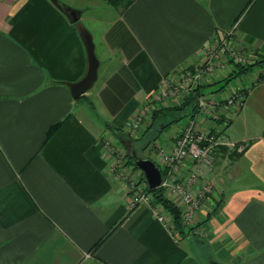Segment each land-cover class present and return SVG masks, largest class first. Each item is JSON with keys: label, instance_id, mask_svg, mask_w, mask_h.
Returning a JSON list of instances; mask_svg holds the SVG:
<instances>
[{"label": "crops", "instance_id": "obj_1", "mask_svg": "<svg viewBox=\"0 0 264 264\" xmlns=\"http://www.w3.org/2000/svg\"><path fill=\"white\" fill-rule=\"evenodd\" d=\"M65 3L77 21L59 0H0V264H264V80H241L246 101L224 131L247 149L220 147L203 177L214 184L198 218L207 220L204 239L216 251L210 261L195 253L203 244L177 238L150 204L131 206L105 142L108 125L125 130L163 80L176 82L187 66L200 65L205 49L233 28L247 61L261 58L264 0H134L102 23L99 14ZM84 29L100 66L94 85L75 99L69 83L88 70ZM229 65L207 79L204 92L231 91L207 89L234 71ZM184 125L146 149L161 168L155 150L171 146ZM192 165L185 163L182 176Z\"/></svg>", "mask_w": 264, "mask_h": 264}, {"label": "built area", "instance_id": "obj_2", "mask_svg": "<svg viewBox=\"0 0 264 264\" xmlns=\"http://www.w3.org/2000/svg\"><path fill=\"white\" fill-rule=\"evenodd\" d=\"M233 30L234 28L228 31L214 46L205 49L202 64L192 69H183L180 79L176 82L169 78L163 80L144 107L134 117L127 120L125 130L131 134L138 133L137 136H139V132L151 118L155 108L167 103L172 98L187 95L194 89L205 85L211 75L224 70L228 66L229 60L221 55L223 48L230 50L229 56L233 64H245L247 54L240 49L236 51L235 46H232L230 40H227L234 37ZM257 82L258 80L253 81V83ZM247 90L248 87L246 88L240 83L239 86L233 87L229 93L222 96L202 93L197 99L196 112L189 116L181 134L174 143L169 147L157 148L163 170V181L159 187L163 189L166 196H171L176 200L175 202L182 210L183 224L187 228H196L195 231L197 230L201 205L209 195L214 193V184L211 181H205L204 176L213 170L217 150L220 147H225L231 154H241L248 147V142L229 140L224 134L226 123L231 119V116L243 108ZM219 120L224 121L218 123ZM105 142L115 156L112 168L116 175L124 181L128 178L127 162L124 155L116 157L115 152H119L117 147L111 144L110 140ZM187 162L193 165L188 175L182 176L184 165ZM202 179L203 184L195 189L196 184ZM141 203L150 204L162 222L169 227L174 226V223L171 224L163 216V208L154 203V196L147 186L138 189L131 198L132 207Z\"/></svg>", "mask_w": 264, "mask_h": 264}, {"label": "rangeland", "instance_id": "obj_3", "mask_svg": "<svg viewBox=\"0 0 264 264\" xmlns=\"http://www.w3.org/2000/svg\"><path fill=\"white\" fill-rule=\"evenodd\" d=\"M63 1L73 3L75 5L83 7L84 9H88L87 10V14H89V15H92V16L97 15L98 16V14H99V16H98L99 17V23H102L104 21L103 19H105V21L109 20L111 18L113 19L116 15H118L117 12L120 11V8L109 5L105 0H63ZM65 2H61L59 0V3L61 5L70 6V5H67ZM103 6H108L110 9L103 11V10L100 9ZM96 8L100 9V10H97ZM93 11H95V12H93ZM227 40H230L229 42H231V45L235 46L236 51H238V49H240L239 46L237 45V42H236L234 37L230 38V39H227ZM244 53L246 54V52H244ZM230 54H231L230 50H227V48H223V52L221 53V55H224L225 59L229 60L228 61V66H230L229 64L232 63L231 59H230L231 57L229 56ZM203 62H204V60L202 61V63ZM202 63H200V64H202ZM249 64H251V63L248 62L247 59H246V62H245L244 65H248L249 69L247 70L246 74H244L243 76L241 75V78L238 76L236 78L230 79L229 81H227V80L225 81V78L228 77V76L225 75V77H224V79L222 81H218L217 83L213 84L211 87H207V89L209 91H211L212 89H215V90L218 89L219 90L221 88V86L224 85V88L228 89L226 91V93H227V92L230 91L229 88H233V87L239 86L240 83L243 80H248L249 81L251 79V81L258 80V82H260L261 80H264V65L262 63H257L256 65H249ZM228 66L225 67L224 70L229 68ZM194 67H196V66H189V67L187 66L186 68H191L192 69ZM221 72L222 71L220 70L219 73H221ZM181 96H182V99H184L186 97V95L185 96L181 95ZM184 113L185 112H182V113L179 112V114H177L179 119L174 121L171 125H169L166 128V130L160 135V137H158L156 139V143H158L160 145L161 144H165V142L168 141L169 138L172 135H174L175 131L181 125H183L184 123H186L188 121L189 116H185ZM235 114H233L231 116V118ZM223 117L225 118V116H223ZM228 122L226 123L225 127H227ZM139 133H141V132H139ZM137 135H138V133L137 134L136 133L135 134H131L129 131L121 129L117 136L113 132H110V134L107 135L106 139H105L108 142L110 140V143L114 144L117 147V150L119 152H115L116 157H118L119 155L123 154L124 158H125V160L127 162L128 178H126L124 180V184L126 185V193L129 195L130 198L133 197V195L136 193V191H138V189L144 188L145 186H147L146 181H144L142 179L143 176H144L143 171L141 169H139V168H136L128 160V155H129V153H132V149L133 148H138L140 150L141 154L146 156V157H148L150 155L149 152H147L146 150L143 151L141 149V147H139V144H140L139 140H140L141 137H138ZM141 144L143 145L144 142H141ZM154 149H156V148H154ZM155 153L158 154V151L155 150ZM203 203H202L201 206L204 205ZM197 227L199 228V232H198V228H197L196 231H195L196 228L195 229L186 228L187 230H189L192 233L191 234L192 236H190V237L192 238L193 243L196 240L204 239L205 238V227L208 228L207 226H205L204 221L199 222ZM172 231L174 232V234L176 235L177 238L181 237V235L179 234L178 230L176 228H174L173 226H172ZM207 235H208V233H207ZM208 239H207V241H208ZM204 244H203V247L199 246L200 247V248H198L199 251L195 250V253L200 257L201 260L210 261L211 260L210 257L212 255L215 256V257L217 256L215 248H213V246H211V245H208V246L206 245L205 246ZM213 264H218V263L214 262ZM221 264H224V263H221Z\"/></svg>", "mask_w": 264, "mask_h": 264}, {"label": "trees", "instance_id": "obj_4", "mask_svg": "<svg viewBox=\"0 0 264 264\" xmlns=\"http://www.w3.org/2000/svg\"><path fill=\"white\" fill-rule=\"evenodd\" d=\"M105 1L111 6L120 8V12L124 11L129 5H131L134 2V0H105ZM257 63H262L264 65V55L261 58H259L255 63L249 64V65H256ZM234 66H235L234 71L228 77L225 78V81L226 80L229 81L230 79L236 78L241 74L242 75L246 74L247 70L249 69L248 65H244L240 63H235ZM204 88H205V85L194 89V91L189 92L186 95V97L183 99V102L180 105L170 106V107H162V105H160L157 108H155L151 114L152 121L149 123V125L147 126V129L141 135V138L139 140L140 144L141 142H144V144L143 145L139 144V147H141V149L145 151L152 143L156 141L158 137H160V135L165 131V129L168 127L169 124L179 119V117L170 118L169 114H171L172 112H178L180 110L186 109L185 115L191 116L192 114H194L197 110V99L202 93H204ZM247 93L248 92L246 91L245 94L247 95ZM168 118H170L169 120L170 122H168L167 120ZM222 121L219 120L217 122L221 123ZM60 124L61 122L54 124L49 129L48 135H51L59 127ZM108 127L111 130V132H113L116 136L121 130V128H117L111 125H108ZM133 149L140 152L138 148H133ZM128 160L131 164H133L136 168H138L135 165L132 153H129ZM142 179L146 181L145 175L143 176ZM147 189L153 194L154 203L159 204L161 207L166 209L172 215L174 226L178 230L181 237L182 238L189 237L192 233L189 230H187L186 229L187 227L183 224L182 210L178 206V204L172 199H170L169 197H167L163 189L160 187L155 188V189H150L147 185ZM222 202H223L222 198H220L217 201V203L215 204V208H214L215 211L219 210L220 206L222 205ZM206 221L207 220H204V223ZM196 241L198 243H201V244L205 243L204 245H207L205 239L196 240ZM100 242L101 241L97 242L94 248L97 247ZM215 263H218V262L215 261ZM218 264H221V263H218Z\"/></svg>", "mask_w": 264, "mask_h": 264}, {"label": "water", "instance_id": "obj_5", "mask_svg": "<svg viewBox=\"0 0 264 264\" xmlns=\"http://www.w3.org/2000/svg\"><path fill=\"white\" fill-rule=\"evenodd\" d=\"M70 18L77 21L78 11L72 7L59 4ZM82 36L86 45V51L88 55V70L85 76L76 82L69 83L72 95L75 99L84 95L97 81L98 71L100 66V60L96 53V47L93 40V36L89 30L84 29ZM135 165L141 169L145 175L147 185L150 189L158 188L163 181V172L161 167L150 157L142 155L139 151L132 150Z\"/></svg>", "mask_w": 264, "mask_h": 264}]
</instances>
